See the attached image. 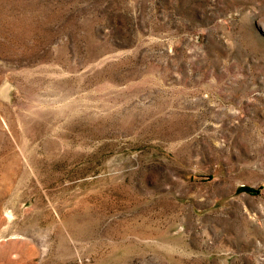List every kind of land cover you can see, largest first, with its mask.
<instances>
[{
    "label": "rangeland",
    "instance_id": "1",
    "mask_svg": "<svg viewBox=\"0 0 264 264\" xmlns=\"http://www.w3.org/2000/svg\"><path fill=\"white\" fill-rule=\"evenodd\" d=\"M0 264H264V0H0Z\"/></svg>",
    "mask_w": 264,
    "mask_h": 264
},
{
    "label": "trees",
    "instance_id": "2",
    "mask_svg": "<svg viewBox=\"0 0 264 264\" xmlns=\"http://www.w3.org/2000/svg\"><path fill=\"white\" fill-rule=\"evenodd\" d=\"M252 191V190H251Z\"/></svg>",
    "mask_w": 264,
    "mask_h": 264
}]
</instances>
